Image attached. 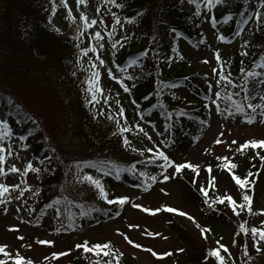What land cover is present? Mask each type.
Returning a JSON list of instances; mask_svg holds the SVG:
<instances>
[{
	"label": "trees",
	"instance_id": "obj_1",
	"mask_svg": "<svg viewBox=\"0 0 264 264\" xmlns=\"http://www.w3.org/2000/svg\"><path fill=\"white\" fill-rule=\"evenodd\" d=\"M57 1L61 4V0ZM181 1L190 4L188 0H117L121 7H116L103 0V14L98 13V18H95L97 24L76 39L80 35L77 26L83 22L73 12L76 19H67L66 11L59 31L48 27L55 11L52 0H0V108L18 124V143L22 149L32 150L36 168L40 170L36 172L35 188V191L39 188V193L35 194L30 216L37 219L47 209H53L58 213L55 229L60 231L57 233L67 234L75 228L115 219L125 208V203L106 205L95 187L87 181H77V171L100 179L107 193L120 179H124L129 188L140 190L148 189L152 183L147 176H152L150 165L157 159L149 163L147 156L132 150V143L140 136L139 133L129 130L113 135L117 131L116 121L110 120L109 115L119 119L121 127H124V121L156 114L170 132L181 129L184 120L193 118V112L178 107L180 99L177 98L176 88L187 78L198 79L201 75L184 73L183 61L176 50L175 33H181L193 44L203 41V38L197 31L196 9H181ZM255 5L256 0H227L218 6L220 10L214 20L220 23L225 29V36L230 38L249 18ZM260 12L261 19H264V10ZM113 13L119 18V24L114 22ZM255 22V33L240 41L228 60V73L232 80L230 103L232 106L241 104L245 113L252 110L247 108L244 98L247 85L244 83L245 72L240 69H264L261 66L264 64V23L256 17ZM93 28L101 31V36L106 38L105 67L112 71V75L108 76L118 77L114 80L119 90L107 96V103L105 98L99 97L97 101L86 103L91 101V94L86 91V81L91 72L90 63L87 60L83 62L87 56L80 48L87 49L90 55L95 53L91 51L90 44L96 45L97 41L88 38L94 32ZM109 33L114 34L110 36ZM116 40L120 44L113 48ZM244 41H248V45H244ZM142 52L145 54L141 55ZM243 52L248 54L242 55ZM133 59L137 60L135 65L131 63ZM73 72L76 75H72ZM124 86L128 87L127 92ZM113 97L118 103L112 101ZM8 99H12L13 103L7 104ZM50 105L58 109V114L47 125L43 111L48 113ZM120 108L124 109V118L117 115ZM9 126L13 133L16 124L9 122ZM20 136L25 139H20ZM122 136L129 138L131 148L122 144ZM257 153L255 149L247 148L244 168L241 171L232 170L241 178L248 172L253 174L248 180L254 183L244 189L235 184L227 169L221 167L238 190V205L245 192L252 196L255 176L261 164ZM77 165L80 167L77 168ZM133 165L135 171H128ZM116 169H120L118 175ZM141 172L147 176H141ZM179 177L185 183L187 199L197 209L203 222L210 215L218 216L228 209L233 212L227 200L214 203L218 196L210 190H207V196L196 190L190 176ZM237 211H245V214L241 222H234L233 244L237 249L241 244L244 250L249 248L252 251L254 257L249 264H264V241L259 243L260 251L257 252L253 244L258 237L250 232L254 212L239 207ZM229 220L232 221L231 218ZM241 223L249 231H242ZM167 224L170 227L179 226L173 214L168 216ZM209 252L204 250L191 255L189 264H210ZM94 259L92 253L74 246L67 253L66 261L60 264H90ZM100 259L111 257L101 256ZM120 264H125L123 255ZM223 264L230 263L224 259Z\"/></svg>",
	"mask_w": 264,
	"mask_h": 264
},
{
	"label": "rangeland",
	"instance_id": "obj_2",
	"mask_svg": "<svg viewBox=\"0 0 264 264\" xmlns=\"http://www.w3.org/2000/svg\"><path fill=\"white\" fill-rule=\"evenodd\" d=\"M52 3L55 11L48 27L57 29L69 9L77 15L83 12L90 20L98 18V13L102 15L104 9L103 0H88L86 5H78L76 0H67L68 8L59 4L57 0H52ZM179 7L193 11L196 9L200 13L196 23L197 31L201 34L203 41L193 44L182 36H178L176 49L179 57H183L181 59L184 73L201 75V77H197L198 79H188L176 89L177 97L180 99L178 107L193 112V118L184 120L183 127L171 133L156 114L129 119L126 125L131 131L140 134L133 141L132 146L135 149H140L145 156L155 158V151L149 153L146 149L149 147L158 148L164 151L174 164L191 163L198 166V172L185 167L173 175L174 165L164 168L162 167L164 161L157 159L149 169L151 175L156 177V182L151 183L147 190L129 188L125 180L113 184L111 191L108 192L109 198L129 197L125 202L123 212L117 218L99 221L94 225H85L72 229L67 234H60L55 229V216H53L55 211L53 209H47L37 219L30 216V208L35 201L33 193L36 188V172H32L25 166L29 161L32 162L33 167L37 165L33 160L32 150L20 147L17 125L11 136L0 139V145L5 147L3 167L6 171V175L0 176V183L20 184L19 189H10L5 194L7 197L5 203L0 204V245H7L9 253L14 255L19 252L20 255L32 260L33 264H60L66 261L67 253L76 244H82L85 241L91 244L111 241V244L123 253L125 264H189L191 255L199 254L204 250L209 252L212 248L217 249L219 255L228 260L230 264H249L253 261L254 254L252 255L249 248H247L248 255L246 256L241 244L238 249L233 244L234 222H241L245 211L235 214L229 209L223 210L222 214L210 215L203 222L197 209L187 199L185 183L179 176H190L198 191L203 185L206 191L209 189L215 196L222 197L229 194L234 200L238 199L239 193L236 186L219 167L224 161L218 160L217 157H227L237 165L233 170L241 171L245 165L244 153L246 149L236 153V148L247 140L264 139V118H261L257 112L253 123L248 124L244 118L248 113L236 112L235 107L230 106L227 98L230 95V85L222 80L220 84H216L215 81L221 79L218 75L219 72L228 73V60L239 46L240 41L255 33L257 26L254 13L264 10V6L259 3V0H256V5L252 7V14L247 19V23L242 25L240 31L233 33V37L225 41L218 39L219 35H225V29L221 28L220 23L214 20V16L220 10L218 6L214 5L209 9L205 7V2L188 4L186 1H181ZM109 23L107 21L108 25ZM93 30L96 29L93 28ZM237 32L240 35H237ZM104 40L106 38L102 37L99 43L104 45ZM217 50L221 57L220 61L216 60ZM105 52L104 46L92 55L87 53V57L83 60V62L87 60L90 64L95 63L98 66L100 86L103 89V92L98 94L100 99L115 94L119 90L117 82L110 78L106 72L107 55ZM97 56L103 59L105 64L100 65L96 60ZM213 68L217 71H213ZM254 72L261 74L255 77V81L264 80V70L258 69ZM209 85H212V89H209ZM214 91L221 92L224 98L215 97ZM258 94H264V83L254 84L253 78L248 77L244 96L251 97L250 102L252 103H259ZM213 99L217 100L220 107L219 112L215 111L217 105L212 103ZM49 101L51 104L50 97ZM112 101L117 102L116 97H113ZM225 108L228 111H225ZM57 114L58 109L50 105L48 113L43 111L45 124H50ZM0 118H6L13 124L16 122L11 115H6L2 108H0ZM137 124L148 132L152 137L151 140L140 132L136 127ZM217 139L222 142L216 143ZM161 141L163 143H160ZM232 141H236V143L232 144ZM9 150L11 155H8ZM255 150L264 153V149L259 147ZM141 151L137 152L141 154ZM13 165L21 171L7 172V169ZM208 165L212 166L211 172L206 171ZM164 175H168L169 179L164 180ZM213 175L217 178L215 188H212L209 183ZM255 177L251 204L254 216L251 225L264 228V223H261L264 221V213L259 211L264 209V162L261 161ZM20 191H23L24 195L16 200L15 197L19 195ZM105 204L110 205L107 202ZM134 204H139L142 207H133ZM167 207L176 208L188 215L169 212L166 210ZM5 208L7 211L4 210ZM144 208L152 210L159 208L160 211L145 212ZM171 214L175 215L178 227H170L167 224L168 216ZM189 216L193 219H189ZM201 228L209 229V231L201 234ZM149 232L159 235L149 236L147 234ZM124 236L134 243L129 244ZM41 239L51 240L53 243L39 244L37 241ZM136 243L142 247L136 248ZM221 244L228 249L227 252L220 248ZM149 248L157 255L154 256L147 251ZM61 252H64L65 255L53 258V253ZM248 256L251 259L248 260ZM45 257L48 259L45 260ZM0 259L7 260L8 264H12L8 257L0 255ZM209 262L210 264H221L212 256H209Z\"/></svg>",
	"mask_w": 264,
	"mask_h": 264
},
{
	"label": "snow or ice",
	"instance_id": "obj_3",
	"mask_svg": "<svg viewBox=\"0 0 264 264\" xmlns=\"http://www.w3.org/2000/svg\"><path fill=\"white\" fill-rule=\"evenodd\" d=\"M188 2L190 4H197V3H200V2H205V7L210 9L214 5L215 6H219L222 3H226L227 0H188ZM76 3L78 5H81V4L86 5L88 3V0H76ZM108 3L115 4L116 7H121V5L117 3V0H108ZM259 3L262 6H264V0H259ZM61 4L65 8H68L67 0H61ZM97 11H99V9H97ZM196 14L200 15L199 12H197ZM254 15H255L256 19L259 22L264 23V19H261V12L260 11L255 12ZM67 19H69V20L76 19L73 16V14H72L71 9H69V11H68ZM113 19H114V22L116 24L120 23L119 18H117L114 13H113ZM79 20L82 21L83 23L77 26V32L80 35L75 37L76 39H79L80 36L84 35V32L87 29H89L93 25L97 24V20L96 19H91L90 20L83 12H81L79 14ZM101 22H103V21L101 20ZM243 23L246 24L247 20H245ZM57 31H59V29H57ZM112 34H114V33H109L110 36ZM237 35H240V33L237 32ZM88 38H89L90 41L93 40V39H95L97 41L96 45H91L90 44V48H91L92 52H97L99 48H103L104 47L103 44L99 43V41L102 39L101 31L92 32L89 35ZM124 39H126V37ZM218 39L221 40V41H225L227 39V37L225 35H219ZM248 43H249L248 41H244V45H248ZM119 44H120V41L116 40L112 44V47L115 48ZM76 46L78 48L80 47L78 44ZM80 51L82 53H84V54H87V49H85V48H80ZM144 54L145 53H143V52L141 53V55H144ZM247 54H248L247 52H243L242 53V55H247ZM181 58H183V57H181ZM220 59H221V57L219 55V51L217 50L216 60L220 61ZM96 60L99 62L100 65L105 64V61L103 59H101L99 56L96 57ZM131 63L133 65H135L137 63V60L133 59L131 61ZM205 63H207V61H205ZM261 66H264V64H262ZM89 70L91 72V77L86 81V83L88 84V87H87L86 91L91 94V101H86V103H91L92 101H97L98 94L103 92V89L100 86V72L98 70L97 64L91 63L90 67H89ZM106 71H107L108 75H110V76L112 75L111 69H106ZM213 71H217V69L213 68ZM240 71L241 72H245V77H244L245 85L248 84V79H247L248 77H252L253 78L254 84L258 85L260 83H264V80L255 81V77L260 76L261 75L260 73L254 72V71H250V70L246 71L244 68H241ZM72 75H76V73L73 72ZM218 75H220L221 79L215 81L216 84H220L221 80H222V81L226 82L228 85H232V80L230 78L231 77L230 73L219 72ZM130 78H132V77H130ZM113 79H118V77L113 76ZM209 89H212V85H209ZM124 90L127 92L129 89H128L127 86H124ZM225 95H227V94H225ZM258 95H259V103H252V102H250L251 97H249V96L245 97V101L247 102V108L252 110L251 113L246 114L245 117H244L248 124H252L253 123L254 119L256 118L257 110H259V116L261 118H264V94H258ZM214 96L217 97V98H221V99L224 98V96H222L221 92H219V91H214ZM227 98L229 100H231V96H228ZM6 103L7 104H12L13 101H12V99H8L6 101ZM105 103H107V97H105ZM212 103L217 105L215 111L219 112L220 111V107L217 104V100L213 99ZM234 106H235L236 112H239V113H244L245 112V108L243 106H241V104H235ZM205 107H207V106H205ZM225 111H228V109L225 108ZM97 114H102V113H97ZM117 115L119 117H121V118H124V116H125L124 109L123 108L118 109L117 110ZM230 115H231V113H230ZM108 118L110 120H115L116 121V129H117V131L115 133H113V135L122 134V133H125V132L129 131V128L127 126L121 127V121L119 119H116V117H114L112 115H109ZM136 127L139 128L140 132H142L145 137H147L149 140L152 139V137L148 134L147 131L144 130L143 127H141L139 124H137ZM11 135H12V130H11L10 126H9L8 119L0 118V139H3L4 137L11 136ZM20 139L23 140V139H25V137L24 136H20ZM221 142L222 141H220L218 139L216 140V143H221ZM160 143H163V142L161 141ZM231 143L235 144L236 141H232ZM122 144L124 146H127V147L131 148V141L126 136H122ZM248 147H251L252 149H256L257 147H259L261 149H264V139H251V140L244 141L242 144H240L236 148V153H240L242 149H246ZM132 150L133 151H141L140 149H135V148H133ZM52 151L54 152L55 149H52ZM146 151L149 152V153L155 151V158L164 161L162 167L167 168L169 165H174L175 172L173 173V175L175 173H179L180 170L185 168V167L191 168L194 171L198 172V166L197 165H193L191 163L174 164V162L170 159V157L168 155H166V153L164 151L159 150L158 148L149 147V148L146 149ZM4 152H5V147L3 145H0V176L6 175L5 168L3 167V162L5 160V156L3 154ZM8 155H11V151L10 150L8 151ZM141 155H143L142 151H141ZM257 155L259 156V159L262 162H264V155H260L259 153H257ZM45 159H48V157H45ZM147 159H148L149 163L155 162L154 158L151 157V156L147 157ZM217 159L221 160V161H224V163L219 165V167H223V168L227 169L232 174L231 175L232 180H234L235 184L238 185L241 189L249 187L252 183H254V181H249L248 180V177L253 175L251 172H248L245 177L241 178L239 175H237L234 172H232V170L237 167V165L235 163H232V161L229 160L227 157H217ZM25 167L27 169H30L32 172H37L38 173L40 171L38 168L33 167L31 161H29L26 164ZM79 167H80V165H77V168H79ZM211 170H212V166L208 165L206 167V171L207 172H211ZM20 171H21V169H18L15 165H13L11 168L7 169V172H12V173H17V172H20ZM101 171H102V169H101ZM119 171H120V169H116L117 175L119 174ZM128 171H130V172L135 171V166L133 165L132 167H130L128 169ZM140 175L141 176H147V174L144 173V172H141ZM76 179H77L78 182L87 181L91 186L95 187L98 190V192H99V196L102 199H104L110 205H115V204L123 205L129 199V197H127V196H117V197H114V198H109L108 197V193H107L104 185L101 183V180L98 179V178H95L94 176H92L90 174H87V173L81 174L79 171H77ZM147 179L150 180L152 183L156 182V177L155 176H147ZM163 179L164 180H168L169 176L168 175H164ZM216 179H217L216 176H214V175L211 176V179H210L209 183H210L212 188L216 187V183H215ZM19 188H20V184H17V183H12V184L0 183V204H4L5 203V199L7 198L5 194L8 193L10 189L15 190V189H19ZM146 190H147V188H146ZM200 191L205 196H207V191H206V189H205V187L203 185L200 186ZM37 193H39V188H37L36 191L33 194L35 195ZM23 195H24V192L20 191L19 195H17L15 197V199L19 200L20 197L23 196ZM225 200H227L228 204L230 206H232V210L236 214H239V212L237 211L238 207L241 208V209H247L248 212H252V207H251L252 196L247 194V192H245L244 195L242 196V202L239 205L237 204V201L234 200L233 197L231 195H229V194H225L222 197H217L216 200H214L213 202L215 203L216 201H219L220 203H223ZM56 203H59V201H56ZM133 207L140 208L142 206L139 205V204H134ZM4 210L7 211V208H5ZM143 210L145 212H150V211L158 212V211H160L159 208H157L155 210L144 208ZM166 210L169 211V212H179L180 215H186V216L188 215V213L181 212L180 210H178L176 208H172V207H167ZM259 211L264 213V209H260ZM56 215H58V213H53V216H56ZM81 215H83V213H81ZM117 215H119V213H117ZM189 219H193V217L189 216ZM261 223H264V221H262ZM197 227H200V226L197 225ZM240 228H241L242 231H245V232L249 231V229L246 228V226L243 223L240 224ZM200 230H201V234H203L205 231H209V229H205V228H201ZM56 231L59 232L60 229H56ZM117 231H119V230H117ZM250 232H251V234L254 237H258V240L255 241V243L253 244V247L256 249L257 252H259L260 248H259L258 245H259V243L261 241H264V228L252 227L250 229ZM120 234L124 235L123 233H120ZM147 234L149 236L159 235L158 233H152V232H149ZM20 239H23V237H20ZM124 239L127 240V242L129 244H133L134 243L127 236H124ZM37 242L39 244H52L53 243V241H51V240H43V239L38 240ZM28 247H31V245H28ZM75 247L79 248V249H82L86 253H92L93 254L95 259L91 260L90 264H114V262H115V264H120V259H121L122 255H123V253H119L118 250L115 249L112 246L111 241H106V242H103V243H95V244H89L87 241H85L82 244H76ZM135 247L136 248H141L142 246L140 244L136 243ZM220 248H223L225 250V252L228 251V249L222 244L220 245ZM147 251L151 252L152 255H154V256L157 255V253L153 252L151 248L147 249ZM0 255L8 257L12 261V264H33L32 260L20 255L19 252L15 253L14 255L12 253H9L7 251V245H0ZM61 255H65V253L61 252V253H53L52 254L53 258H55L57 256H61ZM165 255H167V253H165ZM244 255H246V256L248 255L246 248H245V251H244ZM101 256H103V257H111V259L102 260V259H100ZM209 256L215 257L216 260L220 261L221 264H223L224 257L219 255L217 249H212L209 252ZM47 259H48V257H45V260H47ZM206 259H207V257H206ZM248 259H251V257L249 256ZM0 264H8V261L4 260V259H0Z\"/></svg>",
	"mask_w": 264,
	"mask_h": 264
}]
</instances>
